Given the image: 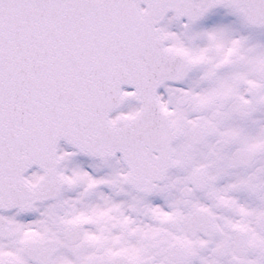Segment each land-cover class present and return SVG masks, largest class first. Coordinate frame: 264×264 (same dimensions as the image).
Masks as SVG:
<instances>
[{"label": "snow or ice", "instance_id": "snow-or-ice-1", "mask_svg": "<svg viewBox=\"0 0 264 264\" xmlns=\"http://www.w3.org/2000/svg\"><path fill=\"white\" fill-rule=\"evenodd\" d=\"M0 264H264V0H0Z\"/></svg>", "mask_w": 264, "mask_h": 264}]
</instances>
